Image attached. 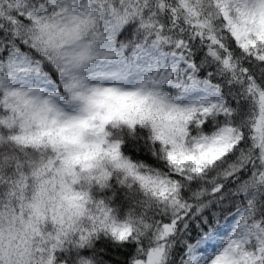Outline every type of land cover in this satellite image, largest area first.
Returning <instances> with one entry per match:
<instances>
[{"label":"snow or ice","instance_id":"snow-or-ice-1","mask_svg":"<svg viewBox=\"0 0 264 264\" xmlns=\"http://www.w3.org/2000/svg\"><path fill=\"white\" fill-rule=\"evenodd\" d=\"M0 264H264V0H0Z\"/></svg>","mask_w":264,"mask_h":264}]
</instances>
